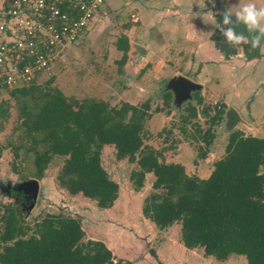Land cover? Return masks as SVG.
<instances>
[{"label":"trees","instance_id":"16d2710c","mask_svg":"<svg viewBox=\"0 0 264 264\" xmlns=\"http://www.w3.org/2000/svg\"><path fill=\"white\" fill-rule=\"evenodd\" d=\"M119 42L125 48L123 65L128 58V37L122 36ZM52 81L33 82L12 89L11 94L17 99L32 97L35 103L36 109H31L24 101L20 126L27 135H34L27 150L35 154L36 177H43L54 156L65 155L60 185L109 208L119 195V184L102 164V149L113 144L119 159L137 163L131 173L135 187L144 184L146 173L155 174L143 211L158 227L179 222L188 248L202 247L205 254L219 260L238 254L245 255L249 264H264V137L232 132L225 155L215 162L211 175L202 179L189 175L181 163L167 162L164 150L145 144L146 121L153 112L149 100L140 105H113L98 98L71 99ZM164 100L168 106L171 95L166 94ZM197 100L201 103L202 98L197 95ZM186 110L185 125L198 116L195 105L189 104ZM223 114V108L217 110L213 121H220ZM200 136L205 145L198 146V155L204 158L216 135L207 129ZM20 148L15 147V152ZM2 150L0 145V157ZM10 192L18 201L4 204L0 211V264H129L122 259L116 262L103 241H84L78 217L47 213L28 222L20 194L15 189Z\"/></svg>","mask_w":264,"mask_h":264},{"label":"rangeland","instance_id":"374dc122","mask_svg":"<svg viewBox=\"0 0 264 264\" xmlns=\"http://www.w3.org/2000/svg\"><path fill=\"white\" fill-rule=\"evenodd\" d=\"M123 2L127 12L126 15L122 16L118 12L119 6H114V3L109 6L105 4V9L103 8L97 14L90 28V33L89 31L87 32L89 40L92 34L94 35L96 33L93 39L89 44L88 39L85 43L83 42L84 40H81L82 42L80 41L83 44V48L81 49H86L84 50V61L87 65L85 70L86 72H91L90 74H93V76L97 73L107 74L108 76L112 72L116 74L120 66L118 61L115 60L114 62L110 61V63H107V54L109 53L103 55L105 52L100 51L102 54H99L100 52L97 51V47H101L104 43L112 45L115 37L123 32L129 34L135 44L132 51V58L133 56L135 58L142 56L141 52H145L144 44H147L154 49L152 59L157 63L156 65L159 64L162 67L165 65L167 67L173 66L172 70L174 71L183 62V58L190 55L188 53V43L183 39L181 34L190 23L196 21L192 19L193 13L199 14L201 11L211 10L216 13L219 19L218 22L221 23L223 11L227 7H233V11H235V6L239 3V0H216L214 6L208 3V0H205L207 7L203 10L201 8L204 6V0H124ZM241 2H247V0H241ZM254 2L257 6H264V0H254ZM133 14H136V17H138L137 20L133 19ZM92 44L95 46L93 51L91 50ZM140 46H143L142 51ZM239 49H243L242 44ZM233 52L234 54L237 53V51ZM67 53L55 62L56 64L59 60H64L62 61V66L57 68V70L54 67L50 73L41 74L38 80L39 83L45 82L49 78H52L54 81L53 77H56L55 75L64 69ZM142 57L144 58V56ZM242 57L237 55L234 57L231 62L234 69L237 70L241 67V62L238 60H242ZM185 61H188V59ZM178 62L180 63L178 64ZM153 67L154 64L150 61L145 71L149 72L150 69L156 72ZM158 70L161 72V67ZM117 73L119 74L118 71ZM144 77L147 76L142 75L140 80ZM186 79L189 80L190 77L186 76ZM52 82L51 85L57 87ZM163 87L168 92L171 89L164 86V84ZM62 88L63 90L65 89L71 92V89L66 88L64 84H62ZM12 89H0V145L3 147L0 157V211H3L4 204L18 201V197H14L10 192L11 189H15L20 194V197L23 195L21 202L25 219L28 222L34 223L47 213H61L78 217L81 219L85 231L84 241L90 239L103 241L113 251L116 262H118V259H122L129 264H159V262L163 264H190L183 260V257L186 256L185 251L188 252V249L185 250L184 247L186 246L182 241L181 223L175 222L169 226V229L161 228L162 231H160V227H156L155 222L144 214V201L153 191V184L156 179L155 174L148 172L151 173L148 175L149 180L146 182L145 176L144 184L138 188L135 187V183L131 179V173L137 167V163L127 158L119 159L116 148H113V146H108L109 148H106L104 153V147L102 149V153L104 154L102 164L109 172L111 178L119 184V195L114 204L109 208L99 207L95 200L81 193L79 195H73L60 185L58 175L67 158L65 155L54 156L46 167L43 177H36L35 154L33 151L27 150L33 142L34 135H27L24 128L20 126L22 121L20 111L24 101L28 102L31 109H36L35 103H32V97H21L19 99L13 97L11 95ZM73 92L76 93V91ZM64 93L66 94V92ZM187 94L197 95L193 86L188 90ZM67 96L71 99L75 98L74 96ZM149 101L151 102L150 111H160L163 107L162 105H165V100L157 96L149 99ZM123 102H120L118 105ZM143 102L145 100L137 105ZM171 103L172 99L168 107L171 106ZM184 103L171 106L173 108L164 110L171 111L172 118L168 127L172 131H175L176 137L173 135L174 132L169 133L168 130H159L158 132L157 129L161 126L160 121L153 122V125L151 124L153 130L147 129L146 125L145 144L151 145L159 150H164V156L167 162H174L175 159L179 161H181L180 159H184L181 158L183 148L177 147L178 142L182 140L180 139L181 135L190 142L189 145L194 147L198 153V146L205 145L200 135L207 129H214L213 131L216 135L215 129L218 128L217 126L222 120L213 121V115L217 110L223 108V105L219 102L213 103L212 100L208 99L204 101L202 98L201 104L203 107H201V114H205L203 111L212 113L211 115L209 114V126L203 123L206 120L202 121L201 124L197 122V116L189 122V126L192 127L194 132L192 130L191 132L180 135L178 125H181L182 129H184L183 125L185 124L182 121V115H186L187 105L189 104L186 103V105ZM177 111L183 112L178 113ZM205 115L208 116V114ZM202 124L204 125V127L202 126L203 131L200 128ZM220 134V140H218L219 142H217L214 149L212 147L214 140L210 145L212 149L209 152H213L212 160L219 159L221 156L220 152H223L224 145L229 141L228 138H225L227 136L226 130H223ZM38 137L42 138V134H39ZM19 145H22V148L15 152V147ZM39 147L43 148V145H39ZM224 155L225 153L222 156ZM201 159L203 158H199V155H197L195 163L198 164ZM29 179H37L39 181L37 200H33L30 197V192H25L21 189L24 182ZM166 234L169 236H166ZM198 248L203 249L202 247ZM202 251L195 253L196 256H200L198 264H227L223 261L213 262L208 260L207 258L210 256L205 254L204 250ZM242 256H238V261L235 260L228 264H242L243 260L240 262Z\"/></svg>","mask_w":264,"mask_h":264},{"label":"crops","instance_id":"0c3cea01","mask_svg":"<svg viewBox=\"0 0 264 264\" xmlns=\"http://www.w3.org/2000/svg\"><path fill=\"white\" fill-rule=\"evenodd\" d=\"M123 1L124 0H109L107 5H113L114 3V6H119L118 12L124 16L127 12ZM192 16V19L196 21L190 23L181 34L183 39L188 43V53H190V55L184 58L182 57L184 59L183 62H181V64L178 62L179 66L174 71L172 70L173 66L171 67L169 65L170 67H167L165 65L162 67L159 64L156 65L157 63L152 59L154 56V49L147 44H144L145 52H141V55L144 56V58L142 56L139 58L133 56L132 58V51L135 44L132 41L131 36L126 32H123L115 37V41L112 45L104 43L101 47H97L98 52H105L103 55L109 53L107 54V63H110V61L114 62L115 60L118 61L120 64L117 70L119 74L116 71V74L112 72L109 76L103 73H97L93 76V74H90L91 72H86L85 70L87 65L84 61V50L86 49H81L83 48L81 42L84 40L83 42L85 43L88 39L89 44L96 33L94 35L92 34L90 40L86 33L83 40L72 46L68 51L64 69L55 75L56 77H53V83L69 96H74L78 99H103L110 101L113 105L119 104L123 101L138 104L143 100L146 101L153 99L154 96L160 97L164 100L165 95L170 94L172 99L171 106L181 105L184 102V104L189 103L195 105L198 108V118L196 121L201 124L202 121L206 120L203 123L209 126L208 120L212 113L208 116L201 114L200 111L203 106L201 103H198L197 95H199L204 101L208 99L212 100L213 103L219 102L224 108L223 118L217 126L218 128L215 129L216 138L213 142V149L217 145V142H219L220 133L223 130H226L227 132L226 139H229L230 134L236 130H241L247 135L264 137V53H260L259 49H256L250 54L248 51L250 45L245 44H242V50L236 47H231L226 41V38L223 37L220 28H217L216 25L212 24L213 21L211 15H207L203 18L200 14L193 13ZM216 20L217 23H220L218 22L219 19L217 16ZM124 35L128 37L129 49L127 51L128 58L126 62L121 65L120 61L125 54V48L119 47V44H122V42L119 41ZM142 47L140 46L141 51ZM93 48H95L94 44H92L91 47L92 51ZM233 51H237V53L234 54ZM99 54H102V52ZM236 55L243 56L242 60H238L241 62V67L237 70L234 69L231 64ZM186 59H188V61H185ZM62 61L64 60H59L55 64L56 70L62 66ZM150 61L153 62V69L156 72H153L150 69L149 72L145 71ZM160 67L162 69L161 72L158 70ZM142 75H146L147 77L140 80ZM186 76L190 77L189 80L193 84V88L197 95H188V91L184 92V90L180 89L175 90L171 86V83H174L175 80L186 78ZM62 84H64L66 88H70L71 92L65 89L63 90ZM163 84L164 86L171 88L169 92L165 91ZM73 91H76V93ZM162 106L163 107L160 111L152 112V115L146 124L147 129L153 130L151 124L153 125V122L160 121L161 126L158 127V132L159 130H168L169 133L174 132L173 135L175 136V131H172L168 127L172 118L170 114L171 111H164L173 107ZM177 112L181 113L183 111ZM189 125L190 123L186 126L183 125L184 129H182L181 125H178V130L180 131L179 134L181 135L182 133L191 132L193 129ZM202 126L204 127V125H200L201 131H203ZM180 139L182 140L179 142L177 139V147L183 148L181 158L184 159H180L181 161L175 159L174 162L183 164L189 175H196L202 179L208 178L211 175L214 169V163L218 158L212 160L213 152H209V157L207 156V158L199 160L198 164H196L195 162L198 155L197 151L194 147L189 145L190 142L184 139L182 135ZM227 143L228 141L226 142V145ZM226 145H224L223 152H220L221 156L219 159L226 152ZM108 146H113V148H115L113 144H106L103 153L106 148H109ZM212 147L209 148V150H211ZM103 153L102 160L104 159ZM261 169L264 171V165L261 166ZM149 174L151 173L146 174V182L149 180ZM155 226L158 227L156 224ZM169 228L170 227L164 229ZM159 230L162 231L161 228H159ZM166 236L169 235L166 234ZM184 248L185 250L188 249V252L185 251L186 256L183 257L184 262L198 264L200 256H196L195 253L203 252L202 250H204V248ZM209 256L210 257L207 259L210 261H223L228 264L235 260L238 261V256L241 255L233 254L225 260H219L214 256ZM244 257L245 255L242 256L240 262L243 260L242 264H249Z\"/></svg>","mask_w":264,"mask_h":264},{"label":"built area","instance_id":"2783aa9c","mask_svg":"<svg viewBox=\"0 0 264 264\" xmlns=\"http://www.w3.org/2000/svg\"><path fill=\"white\" fill-rule=\"evenodd\" d=\"M107 3L0 0V89L25 87L50 73L55 62L83 40ZM133 19H138L136 14Z\"/></svg>","mask_w":264,"mask_h":264},{"label":"clouds","instance_id":"9594fccd","mask_svg":"<svg viewBox=\"0 0 264 264\" xmlns=\"http://www.w3.org/2000/svg\"><path fill=\"white\" fill-rule=\"evenodd\" d=\"M213 6L216 0H208ZM207 7L205 0L202 10ZM203 18L212 16V24L220 28L223 37L231 47L240 48L241 44L250 45L248 51L251 54L259 49L264 53V6H257L254 0L241 2L233 7H227L222 13V22L217 23L216 13L211 10L199 12ZM223 25V27H222Z\"/></svg>","mask_w":264,"mask_h":264},{"label":"water","instance_id":"95a60500","mask_svg":"<svg viewBox=\"0 0 264 264\" xmlns=\"http://www.w3.org/2000/svg\"><path fill=\"white\" fill-rule=\"evenodd\" d=\"M171 86L175 90L180 89L184 90L185 92L188 91L193 86V84L186 78H180L179 80H175L174 83H171ZM21 189H23L25 192H30V197L33 200H37V195L39 192V181L37 179H29L24 182V185L23 187H21Z\"/></svg>","mask_w":264,"mask_h":264},{"label":"flooded vegetation","instance_id":"af4514ba","mask_svg":"<svg viewBox=\"0 0 264 264\" xmlns=\"http://www.w3.org/2000/svg\"><path fill=\"white\" fill-rule=\"evenodd\" d=\"M23 198V195H21V199Z\"/></svg>","mask_w":264,"mask_h":264}]
</instances>
